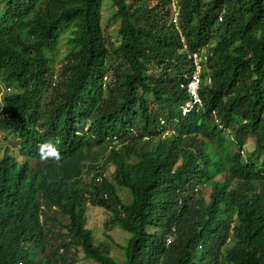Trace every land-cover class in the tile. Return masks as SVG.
I'll return each mask as SVG.
<instances>
[{
    "label": "trees",
    "instance_id": "1",
    "mask_svg": "<svg viewBox=\"0 0 264 264\" xmlns=\"http://www.w3.org/2000/svg\"><path fill=\"white\" fill-rule=\"evenodd\" d=\"M0 133L62 157L0 161V264H264V0H0ZM89 206L129 235L122 263Z\"/></svg>",
    "mask_w": 264,
    "mask_h": 264
},
{
    "label": "clouds",
    "instance_id": "2",
    "mask_svg": "<svg viewBox=\"0 0 264 264\" xmlns=\"http://www.w3.org/2000/svg\"><path fill=\"white\" fill-rule=\"evenodd\" d=\"M204 57H206V60H203V62L201 63L202 69L200 72V85H201L203 69L205 67V66L203 67V65L207 62V58H208L205 55H204ZM206 71L208 73L210 72L209 69ZM191 80H192V78H191ZM190 81L187 84V89H188V85H189ZM200 85L198 88V95H197L196 99L191 95L192 99H190V101L187 102L183 106L182 114L184 116H188L192 112L203 109V103H202L201 97L199 95ZM2 90L4 91V89H2ZM215 123L219 124L218 120H215ZM211 128L209 131H211ZM211 136H212L211 133H207L206 136L199 135L198 138H199V140L204 141L206 143L205 144L206 146L211 147V146H213V143H212V141H210V138H209ZM20 143H21V140L19 138H15V137L11 136L8 140H5V136L0 133V145H3V147H4V151H3L2 157L0 158V161L2 159H5L6 157H11V158L15 159L17 164L22 167L20 169L28 170L31 173L35 174L36 176H39L42 173L44 167L48 164V162H49L48 160L55 161L56 163H59L62 159L60 151L58 150V148L56 147V144L52 140H46V141H44L38 145V154L40 157L39 159L28 158V157H25L24 155H22ZM205 188H209V187H204L202 189L203 195H204V189ZM209 197H210V195H209ZM206 200H209V199H206ZM55 213H57V212H55ZM44 220H45V214H44V210H42L39 214L40 224H43ZM171 241H172V238H169L168 243H171Z\"/></svg>",
    "mask_w": 264,
    "mask_h": 264
},
{
    "label": "rangeland",
    "instance_id": "3",
    "mask_svg": "<svg viewBox=\"0 0 264 264\" xmlns=\"http://www.w3.org/2000/svg\"><path fill=\"white\" fill-rule=\"evenodd\" d=\"M109 1H106V10L104 11L103 15V27L106 32V36L108 37L110 42L117 40L118 38V29L120 27V22L115 20H110L112 14L115 12V9H112V6ZM246 151L251 152L254 149L255 139L251 137L247 141ZM4 151L3 145H0V158L2 157ZM114 168L110 167L105 175L106 177H110ZM210 189H204V196L206 199H209ZM125 199L127 196L125 195ZM109 219V214L99 208V207H90L87 213V228L92 230L95 238V243L99 244L101 242L108 241L107 238L104 236V233H108L112 237V241H109L112 246V255L119 260L120 263L124 261L123 250L121 246L126 245L129 235L118 228H114L109 230L105 227L107 220ZM79 261L76 264H81L83 261V253L81 251L78 252ZM86 263H90L86 261Z\"/></svg>",
    "mask_w": 264,
    "mask_h": 264
},
{
    "label": "built area",
    "instance_id": "4",
    "mask_svg": "<svg viewBox=\"0 0 264 264\" xmlns=\"http://www.w3.org/2000/svg\"><path fill=\"white\" fill-rule=\"evenodd\" d=\"M193 60L196 65V71L192 77V80L190 81L188 85V91L189 93L196 99L198 95V88L200 85V72H201V63L203 60H206V57H204L203 53L200 54L195 53L193 55Z\"/></svg>",
    "mask_w": 264,
    "mask_h": 264
}]
</instances>
